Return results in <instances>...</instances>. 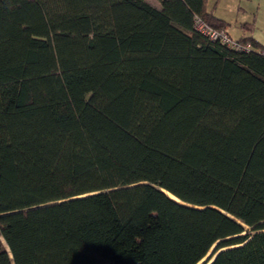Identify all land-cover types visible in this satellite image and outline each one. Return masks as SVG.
Wrapping results in <instances>:
<instances>
[{
	"label": "trees",
	"instance_id": "trees-1",
	"mask_svg": "<svg viewBox=\"0 0 264 264\" xmlns=\"http://www.w3.org/2000/svg\"><path fill=\"white\" fill-rule=\"evenodd\" d=\"M159 2L0 0V264H264V44Z\"/></svg>",
	"mask_w": 264,
	"mask_h": 264
},
{
	"label": "crops",
	"instance_id": "crops-1",
	"mask_svg": "<svg viewBox=\"0 0 264 264\" xmlns=\"http://www.w3.org/2000/svg\"><path fill=\"white\" fill-rule=\"evenodd\" d=\"M208 6L229 22L227 31L230 35L231 28H239L235 39L253 36L264 44V0H209ZM244 23H253V29L245 31Z\"/></svg>",
	"mask_w": 264,
	"mask_h": 264
},
{
	"label": "built area",
	"instance_id": "built-area-1",
	"mask_svg": "<svg viewBox=\"0 0 264 264\" xmlns=\"http://www.w3.org/2000/svg\"><path fill=\"white\" fill-rule=\"evenodd\" d=\"M196 29L201 31L204 35L209 36L212 40H218L234 49L240 51H249L252 46L249 42L243 43L239 39L233 38L226 29H216L207 25L199 17H196Z\"/></svg>",
	"mask_w": 264,
	"mask_h": 264
},
{
	"label": "rangeland",
	"instance_id": "rangeland-1",
	"mask_svg": "<svg viewBox=\"0 0 264 264\" xmlns=\"http://www.w3.org/2000/svg\"><path fill=\"white\" fill-rule=\"evenodd\" d=\"M149 3H151L152 5H154V6H161V4H160V2H159V0H147ZM232 25H234V24H232ZM239 32V28L238 27H236V26H234L233 27V29L231 28V31H230V33H231V36L233 37V38H235V36H238V33ZM214 247H215V245L213 246V248L211 249V251H213V249H214ZM211 251H210V253H211ZM209 255V254H208ZM212 256V255H211ZM209 256H206L205 257V259H207ZM212 258V257H211ZM210 258V259H211ZM204 261V260H203Z\"/></svg>",
	"mask_w": 264,
	"mask_h": 264
},
{
	"label": "water",
	"instance_id": "water-1",
	"mask_svg": "<svg viewBox=\"0 0 264 264\" xmlns=\"http://www.w3.org/2000/svg\"><path fill=\"white\" fill-rule=\"evenodd\" d=\"M214 250V249H213ZM213 251H211V253L209 252L206 256H209L207 259H205V257L199 261L197 264H211L215 258L216 255H214L212 258H211V255H212ZM211 258V259H210ZM204 260V261H203Z\"/></svg>",
	"mask_w": 264,
	"mask_h": 264
}]
</instances>
